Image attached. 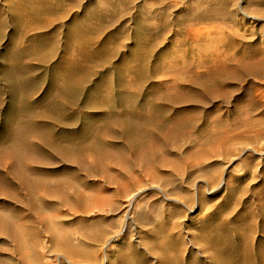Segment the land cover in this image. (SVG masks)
Masks as SVG:
<instances>
[{
  "label": "rangeland",
  "instance_id": "374dc122",
  "mask_svg": "<svg viewBox=\"0 0 264 264\" xmlns=\"http://www.w3.org/2000/svg\"><path fill=\"white\" fill-rule=\"evenodd\" d=\"M244 256L264 264V0H0V264Z\"/></svg>",
  "mask_w": 264,
  "mask_h": 264
},
{
  "label": "bare ground",
  "instance_id": "6f19581e",
  "mask_svg": "<svg viewBox=\"0 0 264 264\" xmlns=\"http://www.w3.org/2000/svg\"><path fill=\"white\" fill-rule=\"evenodd\" d=\"M260 124H261V123H260ZM256 130H257V129H256ZM259 133H260V131H259ZM260 150H261V149H260ZM254 151H256V150H254ZM262 151H263V150H262ZM261 154H262V153H261ZM260 156H261V155H260ZM136 194H138V193L136 192ZM136 194L134 193L133 195L137 196ZM186 194H187V193H186ZM194 194H195V193H194ZM200 194H201V193H200ZM188 195H189V194H188ZM197 195H198V193H196V196H197ZM190 196H191V195H190ZM132 197H133V196H132ZM137 197H138V196H137ZM185 197H188V196H185ZM192 197H194L193 194H192ZM182 198H184V197H182ZM189 199H190V198H189ZM133 202H134V201H133ZM135 202H136V201H135ZM135 202H134V203H135ZM134 203H133V204H134ZM184 203H185V201H184ZM186 203H187V202H186ZM188 203H189V202H188ZM132 206H133V205H132ZM137 207H138V206H137ZM131 209H133V208H131ZM139 216H140V215H139ZM94 235H98V234H95V233H94ZM89 236L91 237V235H89ZM98 236H100V234H99ZM95 237H97V236H95ZM95 237H93V239H95ZM112 238H113V237H112ZM64 240H65V239H64ZM64 240H62V243H63ZM65 242H66V241H65ZM67 242H68V241H67ZM220 243H221V242H220ZM67 244H68V245H67ZM67 244L65 243V245H66L65 248H66V251L69 253L68 256H69V257H72V256H73V257H76V256H74V255L70 256V254H71V253H75V252H76V253H79V252L77 251V249H79V248H75V252H73V249H72V248H74V247L70 246L71 248H68L70 243H67ZM224 244H225V243H224ZM59 245H60V244H59ZM65 245L61 244V246H63V248H60V249L64 250V246H65ZM70 245H72V244H70ZM221 247H222V245H221ZM221 249H222V248H221ZM223 249H224V248H223ZM66 251H65V252H66ZM65 254H66V253H65ZM80 254H81V252H80ZM82 254H83V253H82ZM84 254H85V253H84ZM66 255H67V254H66ZM75 255H76V254H75ZM68 256H67V258H68ZM166 256H167V255H166ZM246 256H247V255H246ZM62 257H63V256H62ZM65 257H66V256H65ZM244 257H245V256H244ZM247 258H248V257H247ZM247 258L245 257L246 262H241V263L238 262V263H239V264H245V263L248 264V262H247L248 259H247ZM69 259L72 260L71 258H69ZM85 262H86V261H85ZM90 263H91V262H90Z\"/></svg>",
  "mask_w": 264,
  "mask_h": 264
}]
</instances>
